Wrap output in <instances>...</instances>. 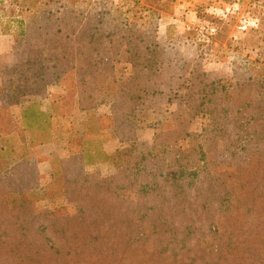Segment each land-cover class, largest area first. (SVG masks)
<instances>
[{
    "label": "trees",
    "instance_id": "16d2710c",
    "mask_svg": "<svg viewBox=\"0 0 264 264\" xmlns=\"http://www.w3.org/2000/svg\"><path fill=\"white\" fill-rule=\"evenodd\" d=\"M10 21L17 49L0 63V264H264L263 48L250 65H237L243 70L235 84L221 76L198 82L179 50L171 47L178 59L172 62L168 49L140 35V27L107 29L101 42L89 37L73 47L66 42L71 20L59 12ZM120 62L130 64L129 72L114 70ZM56 82L66 96L77 89L104 99L110 113L97 116L94 131L85 125L53 133L50 118L63 115L67 103L57 95L49 111L30 101L21 123L13 119L10 108L23 96ZM229 88L242 91L235 92L232 108L221 101ZM163 91L178 109L210 118L197 136L223 141L216 158L200 141L195 151L184 118L155 119L151 144L136 138L143 112L157 113L154 97ZM105 127L122 143L109 156L121 163L98 177L85 164L99 155V129ZM51 137L69 154L53 157L51 167L61 195L76 202L73 212L33 205V147Z\"/></svg>",
    "mask_w": 264,
    "mask_h": 264
},
{
    "label": "rangeland",
    "instance_id": "374dc122",
    "mask_svg": "<svg viewBox=\"0 0 264 264\" xmlns=\"http://www.w3.org/2000/svg\"><path fill=\"white\" fill-rule=\"evenodd\" d=\"M46 9L61 13L63 20L67 22L71 20L68 27L72 33L66 42L73 47L82 44L89 37L101 42L102 31L107 29H116L119 26L121 30L124 26L132 29L140 27V35L145 34L147 38L155 39L168 49L167 56L171 57L172 62L178 59L173 55L176 53L172 52L171 47L179 50L180 57L183 58L188 69L192 68L195 74L197 73V76L192 78L197 79L198 82L202 77L208 81L212 78L216 80L221 76L230 78V82L235 84L240 80L239 72L243 70L237 68V65H250L249 61L257 56L256 51L262 48L264 50V0H0V36L17 28L15 21L12 22L11 19L25 15H39ZM124 19L125 24L122 22ZM207 26L215 28L208 39L205 32ZM88 30L89 33L91 30L94 32L87 34ZM112 38L113 42H116L119 39L118 34L112 35ZM16 49L17 45L14 43L12 50L0 52L2 66L4 61L11 59ZM114 70L127 73L130 65H125L124 62L116 63ZM187 75L185 77H189ZM76 90L73 89L66 96L67 92L63 84L48 83L41 85L37 92L23 96L24 100L21 103L34 101L41 104L49 93L53 95L52 98L63 95L67 97V103L65 113L60 115L65 118H63L62 130L67 132L73 130L74 133L87 125L88 130L94 131L97 126V116L105 114L107 105L110 113L109 102L99 97L100 100L89 98L85 94L77 93ZM235 92L242 93L241 90L229 88L224 99H221L224 105H229V108L234 107L237 100ZM154 98L158 107L157 113L152 108L143 112L142 116L145 117L139 121L141 126L135 129L138 140L145 145L152 143L155 119L164 122L176 117L184 118L182 121L192 133L190 136L195 151L200 141L206 154L212 159L216 158V152L223 145V141L214 143L209 139L199 140L197 136V133L203 130V126L211 122L209 117L203 116L200 112L189 115L185 108L178 109L175 102H168L166 91L156 93ZM198 101L194 100L192 104L196 106ZM4 102V96L0 94V104ZM17 107L10 108L12 117L16 121L19 120ZM72 125L74 128L70 129ZM59 127L61 128V123ZM33 149L38 156L45 157L43 153L46 149L37 147ZM132 155H130L131 160ZM115 162L121 163L120 158L111 161L109 173L106 172L108 169L102 168L103 173H106L104 176L115 172ZM236 164L237 161L232 160V165ZM43 170H46L45 166ZM100 170V167L93 170L98 177L101 176ZM41 176L42 186L34 189L31 194L34 208L42 210L53 208L54 205L56 207L64 205L69 212L73 211L76 202L68 203L65 200L60 193L58 183L52 177L47 174Z\"/></svg>",
    "mask_w": 264,
    "mask_h": 264
},
{
    "label": "crops",
    "instance_id": "0c3cea01",
    "mask_svg": "<svg viewBox=\"0 0 264 264\" xmlns=\"http://www.w3.org/2000/svg\"><path fill=\"white\" fill-rule=\"evenodd\" d=\"M2 39L0 38V52H8L9 50L13 49L14 46V38L12 34L6 33L1 34ZM13 38V40H12ZM1 40L3 42H1ZM125 65H130L129 63H124ZM59 90V89H58ZM60 92V91H57ZM53 95L51 93L48 94V96H45L43 98V101L41 104H39V109L43 111H49L50 106V100L52 99ZM29 103V101H26L25 103H19L16 105H13L12 108L17 107L18 117L19 121L21 123V117L20 112L25 108V105ZM105 115L109 114L108 105H107V111H104ZM64 116L53 114L50 118V131L53 133H58L62 130V126H64ZM61 123V128L59 127V124ZM99 139L97 141V145L99 144V155L92 159L91 161L88 160L85 164V170L87 172H94L95 168L100 167L101 170L99 171V174L101 176H104L106 173H103L102 168L108 169L106 172L109 173L111 169V160H110V154L113 152L116 148H119L121 146V141L117 137V135H114L113 130L110 127H105L99 129ZM34 147L46 149V151L43 153L45 154V157H40V155H37L38 161L36 163V169H37V185L33 189H38L42 186L41 183V174H47L50 177L53 178V168L51 167V160L53 157H58V159H64L67 156H69L65 143L61 144L57 143V141L51 137L50 140H46L42 143H39L35 145ZM35 149V148H34ZM35 152V151H34ZM89 158V156H88ZM43 166H45L46 170H43ZM69 203V202H68ZM56 207V205H54ZM59 206V205H58ZM76 207V204H74V208ZM73 212V211H71Z\"/></svg>",
    "mask_w": 264,
    "mask_h": 264
},
{
    "label": "built area",
    "instance_id": "2783aa9c",
    "mask_svg": "<svg viewBox=\"0 0 264 264\" xmlns=\"http://www.w3.org/2000/svg\"><path fill=\"white\" fill-rule=\"evenodd\" d=\"M214 30H215V28L213 26H207L205 28L207 39L211 36V34H213Z\"/></svg>",
    "mask_w": 264,
    "mask_h": 264
}]
</instances>
